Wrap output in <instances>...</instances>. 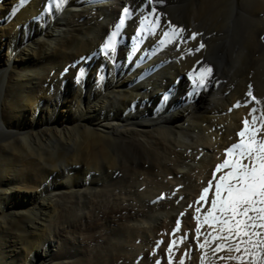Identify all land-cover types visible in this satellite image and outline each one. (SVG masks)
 <instances>
[{
  "label": "bare ground",
  "instance_id": "1",
  "mask_svg": "<svg viewBox=\"0 0 264 264\" xmlns=\"http://www.w3.org/2000/svg\"><path fill=\"white\" fill-rule=\"evenodd\" d=\"M144 2L0 0V264H252L264 221L205 217L243 122L264 141V0Z\"/></svg>",
  "mask_w": 264,
  "mask_h": 264
},
{
  "label": "snow or ice",
  "instance_id": "2",
  "mask_svg": "<svg viewBox=\"0 0 264 264\" xmlns=\"http://www.w3.org/2000/svg\"><path fill=\"white\" fill-rule=\"evenodd\" d=\"M147 4H154L155 0H145ZM60 6L66 3V0H58ZM129 9L125 8L123 14L127 15ZM156 18L155 27H159V16L156 15V9L153 7L152 12ZM170 32H165L164 37L169 42L180 39L179 33L183 30L176 26L169 25ZM198 34L193 33L190 37L195 39ZM203 44L196 49L199 51ZM115 50L114 40L109 38L102 46L101 51ZM191 52V50H189ZM199 63V62H198ZM211 68L207 66L200 69L197 76L189 73V78L199 81L203 87L211 76ZM255 110H253L254 112ZM251 115V113H250ZM244 129L238 133L241 138L239 143L232 145L226 150V156L235 154L234 159H225L222 165H217V171L223 167H229L231 170L227 175L221 176L220 180L215 184V196L211 201V208L205 217V222L216 221L218 217L215 213L224 216L219 223L224 225L222 231H227L229 235L234 234L237 237L247 236L249 233L247 228L254 226L250 221L259 219L264 221V141L255 139L256 131L250 129L248 122L244 121ZM255 123V117L253 118ZM247 160V163H242ZM208 188L201 193L200 200L205 199ZM256 213L257 216H250L249 213ZM238 217H243L238 219ZM234 221V223H231ZM261 226H264L262 224ZM227 239V237H224ZM171 248V245H170ZM159 264V262H158Z\"/></svg>",
  "mask_w": 264,
  "mask_h": 264
},
{
  "label": "rangeland",
  "instance_id": "3",
  "mask_svg": "<svg viewBox=\"0 0 264 264\" xmlns=\"http://www.w3.org/2000/svg\"><path fill=\"white\" fill-rule=\"evenodd\" d=\"M163 11H161L160 13H162ZM89 60H91V58H88ZM179 82V79H177V83ZM213 176L215 177V174H213ZM179 201H180V199H179ZM157 203H158V201H157ZM160 210H157V209H155V213H157V212H159ZM102 216H99V217H91L92 219H94V223H96V224H99V223H102L101 221H102V218H101ZM97 218V219H96ZM100 219V221H99V219ZM83 222V221H82ZM178 227V228H177ZM179 226H175V230H179ZM82 230H81V232H79L80 234H79V237L76 239V241H74L75 240V238L72 240V234H71V232H65V234H64V240H66V244L67 245H69V246H71L72 247V250L74 249V252L76 251V252H83L84 250H86V248H89V247H87L88 245H89V241L88 240H86V238H84V235H85V232H84V227L83 228H81ZM77 233V232H76ZM263 233V235H264V232H262ZM263 235H259L260 236V238H261V241L262 242H264L263 240V238H262V236ZM258 236V235H257ZM66 237V238H65ZM264 237V236H263ZM181 238V239H180ZM260 238H259V240H257L256 241V244H255V247L256 248H258V249H262V251L264 252V245H261V247H259L260 246V244H263L261 241H260ZM180 239V240H179ZM263 239V240H262ZM174 241H176V242H174ZM179 242V245H181V246H179L178 245V242ZM258 241H259V245H257L258 244ZM173 244H172V248L170 249V253L172 252V253H174V254H171V255H173V256H171V257H174V258H172V259H174V261H175V263L177 262V258L178 257H176V256H178V254H179V251H180V248L182 247V245H183V239H182V237L180 236V235H177L176 236V238H174L173 239ZM136 243H138V241L136 242ZM176 245H175V244ZM180 243H182V244H180ZM173 245H174V247H173ZM177 246V247H176ZM176 247V248H175ZM256 248H254V249H256ZM80 249V251H78ZM174 249H178V250H174ZM253 249V248H252ZM253 249V251H251V253L253 254L254 252H256L257 250H254ZM52 250H54V248L52 249ZM205 249H203L202 248V251L201 252H203ZM174 251V252H173ZM177 254V255H176ZM252 254H250L249 255V257L251 256V258H254L253 257V255ZM79 256H81V254L80 255H78V256H76V257H79ZM263 256V257H262ZM250 258V260H251V263L252 264H255V263H257V264H264V253H262V255L260 256V257H258V258H254V261H253V259H251ZM258 259V260H257ZM262 259V260H261ZM136 260L137 261H139V257H137L136 258ZM180 262V261H179ZM263 262V263H262ZM182 263V262H181ZM171 264H173L172 262H171Z\"/></svg>",
  "mask_w": 264,
  "mask_h": 264
}]
</instances>
